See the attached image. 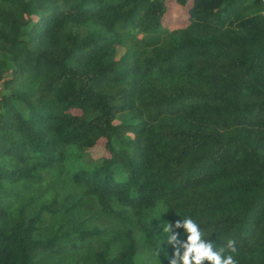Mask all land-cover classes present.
Listing matches in <instances>:
<instances>
[{"label":"trees","instance_id":"16d2710c","mask_svg":"<svg viewBox=\"0 0 264 264\" xmlns=\"http://www.w3.org/2000/svg\"><path fill=\"white\" fill-rule=\"evenodd\" d=\"M171 1L0 0V264H264V0Z\"/></svg>","mask_w":264,"mask_h":264},{"label":"clouds","instance_id":"9594fccd","mask_svg":"<svg viewBox=\"0 0 264 264\" xmlns=\"http://www.w3.org/2000/svg\"><path fill=\"white\" fill-rule=\"evenodd\" d=\"M161 213L164 211L161 210ZM174 227L187 233L186 240L178 239L179 233L173 231ZM162 232L165 234L162 237L164 242L174 249L169 264H237L233 255L237 252L235 241L229 239L217 250L212 240L204 238L200 226L191 217L177 220L175 224L169 222L162 225ZM155 255L159 257L160 253Z\"/></svg>","mask_w":264,"mask_h":264},{"label":"rangeland","instance_id":"374dc122","mask_svg":"<svg viewBox=\"0 0 264 264\" xmlns=\"http://www.w3.org/2000/svg\"><path fill=\"white\" fill-rule=\"evenodd\" d=\"M169 13H167V17L165 18L167 24H172V25H182L186 21V16L184 14L183 9L175 2V0H172L169 3ZM159 11V10H158ZM127 116V114H121L118 117V121H120L123 117ZM101 154V149H96L93 152H91V157L93 158H98ZM148 260V264H160L158 261L155 260ZM145 264L146 259L144 258L143 261L140 259V264Z\"/></svg>","mask_w":264,"mask_h":264}]
</instances>
